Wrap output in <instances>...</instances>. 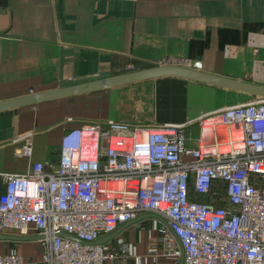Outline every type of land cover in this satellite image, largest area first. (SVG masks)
Listing matches in <instances>:
<instances>
[{"label": "crops", "instance_id": "obj_1", "mask_svg": "<svg viewBox=\"0 0 264 264\" xmlns=\"http://www.w3.org/2000/svg\"><path fill=\"white\" fill-rule=\"evenodd\" d=\"M181 60L200 62L198 70L207 74L264 87V0H0V101ZM254 99L164 77L2 111L0 172L57 164L61 137L85 122L183 125L196 136L199 117ZM26 136L33 144L29 159L19 155ZM3 187L0 179V193ZM154 218L138 214L106 243L130 244V264H178L148 254L159 249ZM11 250L23 264H42L34 240H0V254Z\"/></svg>", "mask_w": 264, "mask_h": 264}, {"label": "built area", "instance_id": "obj_2", "mask_svg": "<svg viewBox=\"0 0 264 264\" xmlns=\"http://www.w3.org/2000/svg\"><path fill=\"white\" fill-rule=\"evenodd\" d=\"M196 123V136L183 125L118 121L67 130L57 164L0 172V233L41 237L42 264H130V244L97 241L145 213L155 216L159 240L149 255L264 264V100L217 109ZM23 141L19 155L29 159L30 136ZM0 264L23 261L11 250Z\"/></svg>", "mask_w": 264, "mask_h": 264}, {"label": "water", "instance_id": "obj_3", "mask_svg": "<svg viewBox=\"0 0 264 264\" xmlns=\"http://www.w3.org/2000/svg\"><path fill=\"white\" fill-rule=\"evenodd\" d=\"M164 77H176L183 78L193 82H200L210 86H216L226 90H234L245 95L257 97L264 100V87L257 86L251 83H244L235 79H228L217 75H211L199 71L198 69H191L184 66L164 65L148 68L147 70L134 71L128 74H123L107 79H98V81H92L82 83L79 85L65 86V88H58L49 90L48 92L35 93L33 95L18 97L16 99L0 101V112L15 110L21 107L33 106L35 104L47 103L49 101L65 99L66 97L81 96L82 94L99 92L100 90L112 89L119 86L131 85L134 83L146 82L148 80H154ZM116 234L113 233L101 240H98V244H103L108 239H112ZM11 241H37L41 237H13L0 234V240ZM182 264V260L178 262Z\"/></svg>", "mask_w": 264, "mask_h": 264}]
</instances>
